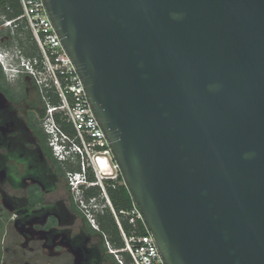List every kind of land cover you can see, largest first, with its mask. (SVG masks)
Masks as SVG:
<instances>
[{
	"label": "water",
	"instance_id": "obj_1",
	"mask_svg": "<svg viewBox=\"0 0 264 264\" xmlns=\"http://www.w3.org/2000/svg\"><path fill=\"white\" fill-rule=\"evenodd\" d=\"M164 264H264V0H43Z\"/></svg>",
	"mask_w": 264,
	"mask_h": 264
},
{
	"label": "flooded vegetation",
	"instance_id": "obj_2",
	"mask_svg": "<svg viewBox=\"0 0 264 264\" xmlns=\"http://www.w3.org/2000/svg\"><path fill=\"white\" fill-rule=\"evenodd\" d=\"M49 90L37 77L0 66V264H113L107 237L96 221L91 226L70 185L80 158L58 159L50 147ZM119 188L128 193L120 181L112 189ZM91 189L103 215L105 202Z\"/></svg>",
	"mask_w": 264,
	"mask_h": 264
},
{
	"label": "built area",
	"instance_id": "obj_3",
	"mask_svg": "<svg viewBox=\"0 0 264 264\" xmlns=\"http://www.w3.org/2000/svg\"><path fill=\"white\" fill-rule=\"evenodd\" d=\"M18 1L22 9L20 18L25 19L41 57L40 60L33 58L25 62V70L28 74L37 77V82L49 88L59 100L57 107L51 105L47 107L46 118L48 121H53L57 113L61 122L70 125L73 129L72 139L55 123L52 125L50 122V125L46 126L47 133L59 135L72 149L73 154L80 158L81 172L70 176V185L76 187V194L87 220L95 228L93 211L101 214L103 209L95 205L96 198L92 197L88 201L84 199V190L78 187L81 181H85L87 189L97 188L99 190L100 196L105 202L104 208H108L114 218L123 245L122 248L117 249L106 243V248L116 264H164L155 242L146 228L142 214L132 198L129 210L116 211L112 206L107 189L114 188L118 181L127 190L128 188L122 179L120 167L113 157L105 134L91 110L76 68L48 17L43 0ZM6 23L9 26L12 24L11 22ZM40 74L46 75L47 78L41 80ZM50 145L58 159L63 160L66 156L71 155L64 145H56L53 140ZM87 171L95 176L93 181L88 180ZM107 180L110 181V184L105 183ZM120 216L127 221L130 227L129 232L123 230ZM138 225L145 229L146 234L137 233Z\"/></svg>",
	"mask_w": 264,
	"mask_h": 264
},
{
	"label": "trees",
	"instance_id": "obj_4",
	"mask_svg": "<svg viewBox=\"0 0 264 264\" xmlns=\"http://www.w3.org/2000/svg\"><path fill=\"white\" fill-rule=\"evenodd\" d=\"M21 16H22V9L18 0H0V18L2 19V23L11 22L12 23L11 25L14 26L15 30L12 41L16 42L19 53L21 54L22 57H24L27 60L33 58H37L40 60L41 57L37 45L31 35V32L27 28L25 19L20 18ZM9 40H11V38H9ZM46 95L47 97H49L50 104L52 106L57 107L59 105L58 98L55 95H53L51 90H49ZM55 117H56L55 118L56 122L65 132L67 128L66 127L67 124L61 122L59 115H56ZM69 136L73 137V134L71 135L69 134ZM76 170L77 171L80 170L78 163L76 165ZM88 180L93 181L92 177H88ZM98 193L100 194L99 190ZM107 194L112 203L113 208L116 211L129 210L131 208L132 201L130 194L129 192L126 193V191L123 188H119L118 190L108 188ZM95 195H97V193L94 191V189L91 188L83 192V196L85 197V199L92 198ZM93 216L99 226L100 233L107 237L109 243L117 249L122 248L123 243L120 238L119 230L116 226L114 218L111 215L109 209L105 208V213L103 215L98 214ZM120 222L123 230L125 232H129L130 227L128 226L127 221L121 216H120ZM137 233L144 235L146 234V231L141 225H138ZM111 258L113 264H116L114 258L113 257Z\"/></svg>",
	"mask_w": 264,
	"mask_h": 264
},
{
	"label": "clouds",
	"instance_id": "obj_5",
	"mask_svg": "<svg viewBox=\"0 0 264 264\" xmlns=\"http://www.w3.org/2000/svg\"><path fill=\"white\" fill-rule=\"evenodd\" d=\"M28 60L22 57L18 50H13V51H6V50L1 51L0 50V66L2 67L5 73H15V74H18L21 72L27 73L25 70V62H27ZM46 121L47 123L49 122L48 123L49 125H50V122L52 125H54V122L52 120L48 121L47 119ZM47 134L49 136V143H51V141L53 140L56 143V145H60V146L64 145L68 148L71 155H75L73 154L72 149L69 148V145L66 144V142L63 141L59 135L53 134V133H47ZM50 147L52 148L51 145ZM78 187L81 190L83 188L87 189V184L85 183V181H81L79 182Z\"/></svg>",
	"mask_w": 264,
	"mask_h": 264
},
{
	"label": "rangeland",
	"instance_id": "obj_6",
	"mask_svg": "<svg viewBox=\"0 0 264 264\" xmlns=\"http://www.w3.org/2000/svg\"><path fill=\"white\" fill-rule=\"evenodd\" d=\"M0 50H6V51H13V50H18L17 44L16 42L12 41L13 37H14V26L13 25H8V23H2V19L0 18ZM10 33V34H9ZM9 38H11V40H9ZM41 76V80H44V78L46 79L47 76L44 74H40ZM47 82V81H46ZM41 86L43 87V85L41 84ZM52 106V105H51ZM49 123V122H48ZM66 130L65 132H67L68 134H73V129L70 125H66ZM50 128V126H49ZM71 137V136H70ZM73 139V137H71ZM2 236H0V245L2 242ZM3 243L5 244L6 241H3Z\"/></svg>",
	"mask_w": 264,
	"mask_h": 264
},
{
	"label": "bare ground",
	"instance_id": "obj_7",
	"mask_svg": "<svg viewBox=\"0 0 264 264\" xmlns=\"http://www.w3.org/2000/svg\"><path fill=\"white\" fill-rule=\"evenodd\" d=\"M103 170L105 171V168H103Z\"/></svg>",
	"mask_w": 264,
	"mask_h": 264
}]
</instances>
